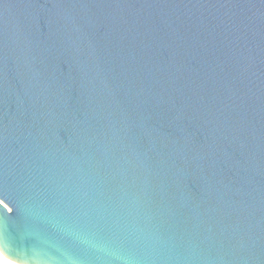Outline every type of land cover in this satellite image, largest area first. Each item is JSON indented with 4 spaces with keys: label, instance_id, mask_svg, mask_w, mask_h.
<instances>
[{
    "label": "water",
    "instance_id": "water-1",
    "mask_svg": "<svg viewBox=\"0 0 264 264\" xmlns=\"http://www.w3.org/2000/svg\"><path fill=\"white\" fill-rule=\"evenodd\" d=\"M0 254L264 264V0H0Z\"/></svg>",
    "mask_w": 264,
    "mask_h": 264
},
{
    "label": "bare ground",
    "instance_id": "bare-ground-1",
    "mask_svg": "<svg viewBox=\"0 0 264 264\" xmlns=\"http://www.w3.org/2000/svg\"><path fill=\"white\" fill-rule=\"evenodd\" d=\"M4 258H5V257H4L3 255L0 254V264H5V263H3V260H5ZM10 262H11V261H10ZM12 264H15V263L12 262Z\"/></svg>",
    "mask_w": 264,
    "mask_h": 264
},
{
    "label": "rangeland",
    "instance_id": "rangeland-1",
    "mask_svg": "<svg viewBox=\"0 0 264 264\" xmlns=\"http://www.w3.org/2000/svg\"><path fill=\"white\" fill-rule=\"evenodd\" d=\"M5 260H3V263L5 264H12V262H10L8 259L4 258Z\"/></svg>",
    "mask_w": 264,
    "mask_h": 264
}]
</instances>
